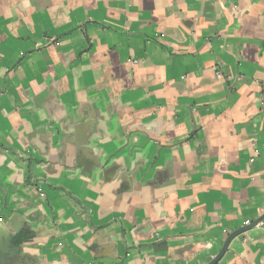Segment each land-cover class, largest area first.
<instances>
[{
    "label": "crops",
    "instance_id": "0c3cea01",
    "mask_svg": "<svg viewBox=\"0 0 264 264\" xmlns=\"http://www.w3.org/2000/svg\"><path fill=\"white\" fill-rule=\"evenodd\" d=\"M262 215L264 0H0L20 264H208ZM219 264H264V222Z\"/></svg>",
    "mask_w": 264,
    "mask_h": 264
},
{
    "label": "water",
    "instance_id": "95a60500",
    "mask_svg": "<svg viewBox=\"0 0 264 264\" xmlns=\"http://www.w3.org/2000/svg\"><path fill=\"white\" fill-rule=\"evenodd\" d=\"M264 222V215H262L257 221L242 227L241 229L233 232L227 238L225 244L223 245L220 253L208 264H219V262L224 258L230 244L240 235L252 230L260 223ZM30 232L27 235L28 239L33 237L30 229L25 225L15 226L9 224L8 226L0 224V251H1V264H20L23 263V247L16 243L18 237L25 235L26 232ZM26 236V235H25Z\"/></svg>",
    "mask_w": 264,
    "mask_h": 264
},
{
    "label": "trees",
    "instance_id": "16d2710c",
    "mask_svg": "<svg viewBox=\"0 0 264 264\" xmlns=\"http://www.w3.org/2000/svg\"><path fill=\"white\" fill-rule=\"evenodd\" d=\"M20 242H22V237H18L17 240H16V243L19 244Z\"/></svg>",
    "mask_w": 264,
    "mask_h": 264
}]
</instances>
